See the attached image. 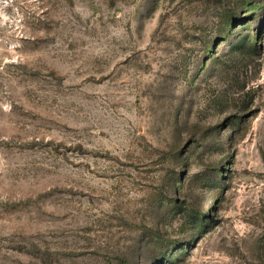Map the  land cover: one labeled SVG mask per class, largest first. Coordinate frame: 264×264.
I'll return each instance as SVG.
<instances>
[{
    "label": "rangeland",
    "instance_id": "rangeland-1",
    "mask_svg": "<svg viewBox=\"0 0 264 264\" xmlns=\"http://www.w3.org/2000/svg\"><path fill=\"white\" fill-rule=\"evenodd\" d=\"M0 264H264V0H0Z\"/></svg>",
    "mask_w": 264,
    "mask_h": 264
}]
</instances>
